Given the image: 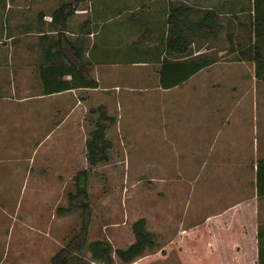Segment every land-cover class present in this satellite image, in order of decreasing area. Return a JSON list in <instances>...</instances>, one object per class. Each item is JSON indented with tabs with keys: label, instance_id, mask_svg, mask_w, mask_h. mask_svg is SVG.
I'll return each mask as SVG.
<instances>
[{
	"label": "rangeland",
	"instance_id": "374dc122",
	"mask_svg": "<svg viewBox=\"0 0 264 264\" xmlns=\"http://www.w3.org/2000/svg\"><path fill=\"white\" fill-rule=\"evenodd\" d=\"M69 2L73 1L12 0L6 5L0 1V24L4 25L2 19L6 17L9 26L7 34L0 32V39L13 45L15 75L21 74L24 56L30 59V75L35 77L39 42L45 34L40 30L51 35L61 31H48L55 23L37 20L38 5L57 9ZM22 4L24 11L16 12L15 8L22 9ZM252 6V0H237L230 12L219 10L212 31L195 36L189 45L188 53L199 48L211 60L197 75L204 86L203 98L189 92L197 89L193 86L196 76L188 87L179 85L159 96L167 100L170 108L162 117L153 113L149 95L132 114L125 107L119 125L114 122L120 113L111 108L107 110L109 114L105 111L107 116L101 119L107 124L105 152L109 157L97 163L85 159L91 210L87 231L82 229L83 212L77 207L53 224L41 225L46 230L45 238L40 232L43 230L37 228L39 224L30 226V240H25L23 247L21 237L13 236V249L27 251L32 264H52L53 255L66 246L70 249L65 253L68 261L60 264H97L89 241L104 238L113 248L126 247L135 240L134 221L145 216V228L152 233L155 244L147 245L131 260L122 259L114 251L110 263L99 261L100 264H264V234L260 235L264 224L258 228L264 221V195L257 192L255 184L256 158L264 152V78L255 73V61L250 57ZM11 12H15L12 19ZM25 12L31 14L27 25ZM201 12L190 11V20ZM59 18L71 21L73 17ZM184 89L190 96H183ZM183 105L187 107L184 112ZM197 105L204 107V112L194 111ZM88 109L81 121L86 138L103 111L100 105ZM191 111L194 113L184 115ZM165 116L172 132L171 143L159 144L156 141L160 139H149V127L156 121H165ZM118 132L126 144H113ZM195 137L201 138L199 143ZM257 140L258 150L251 145ZM253 152L255 159L251 160ZM118 165L121 168L117 170L110 168ZM75 176L41 179L56 193L28 192L23 196L18 185L16 191L8 185L0 186V205L10 207L22 196H29L30 202H36L38 212L45 207L43 213L48 217L50 207L56 214L54 208L67 203L69 193L75 190ZM20 180L15 177L11 182L17 184ZM2 181L0 177V184ZM36 186L37 183L33 187ZM3 212L0 207V256L9 246ZM12 260L11 254L2 257V264Z\"/></svg>",
	"mask_w": 264,
	"mask_h": 264
},
{
	"label": "crops",
	"instance_id": "0c3cea01",
	"mask_svg": "<svg viewBox=\"0 0 264 264\" xmlns=\"http://www.w3.org/2000/svg\"><path fill=\"white\" fill-rule=\"evenodd\" d=\"M0 1L6 5V1L12 0ZM40 1L56 3L69 0ZM72 1L70 6L72 11L68 15L73 17L71 21L54 16L55 9H50L45 4L38 5L39 9L35 14L37 20H41L40 23L43 24L53 22L55 23L53 29L50 28L48 31H57L59 28L63 33L57 31L51 35L46 34L45 29L40 30L45 34L41 36L44 38H41L39 42V57L35 61L38 73L35 77L30 75L32 71L30 59L24 56L21 62V74L15 75L13 45L11 42H3L0 39V177H3L5 181H2L3 184L0 186L8 185L12 187L11 190L14 187L15 191L20 186L23 196L28 192L49 193L53 190L52 193H56L49 183L41 179L70 177L85 167V159H88L87 134L83 133L81 121L84 120L88 107L100 105L107 113L108 108L115 113H120L114 122L119 125L125 107H129L132 114V110L140 105L146 95H149L153 113L162 117L167 113L166 108L169 107L167 100L159 99V96L179 85L188 87V82L190 83L200 73L204 67L175 85L161 84L160 68L165 59L204 56V51L199 48L187 54L167 49L170 36L172 37L175 31L183 27V25H175V16L171 15L173 9L175 11L177 8L176 16L184 18L186 23L193 25V30L196 32L193 35L192 41H194L195 36L205 32L197 28L194 22L205 14L206 9L212 10L215 17L219 10H224L226 13L233 10L234 8L231 7L237 2V0ZM255 1L252 0L251 33L255 32ZM226 6L227 9H225ZM21 7L22 9L15 8V11L23 12V4ZM192 10L202 11L201 15L190 20ZM257 10L264 11V0L263 3L260 2ZM14 13H10L11 19ZM29 15L31 18L29 13L25 12L23 15V18L27 20L24 22L26 25L30 20ZM2 23L4 25L0 24V32L7 34L9 26L6 17L2 19ZM26 28L27 32H30L28 27ZM27 50L29 52L28 47ZM73 72L75 76L82 74V77L95 79L97 85L82 84L55 89L61 88L63 81L72 80ZM193 81L194 84L196 83L193 86L197 89L189 92L196 98H203L204 86L201 84V76H197V79ZM184 91L185 89L183 96L186 93ZM186 108L183 105L182 112ZM195 109L204 112V107L200 105H197L194 111ZM194 111L184 115L193 114ZM164 118L165 121H156L149 127V139H160L156 141L159 144H167L168 141L171 143L172 132L169 131L167 116ZM117 129L121 131L122 128L118 126ZM130 136H132L131 133ZM200 139L196 138L198 143ZM115 143L121 145L127 143L122 133H117L113 144ZM251 145L255 148L258 140ZM254 153L251 155V160L255 159ZM121 160L123 161L118 159V161ZM261 160H264V152L256 158L255 168L256 190L260 195H264V192H259L256 183L258 162ZM154 165L149 167L155 169ZM110 168L117 170L121 168V165ZM15 177L21 178L18 181L19 184L11 182ZM57 182L58 186L55 189L59 193L61 181ZM36 183L37 186L34 188ZM23 196L19 203L14 205L11 203L10 207L0 205L6 216L3 219L4 224L8 226L6 238L9 241L6 253L0 256V264H2V257H8L10 254L13 260L9 264H32L27 251L19 252L18 249H13V245L11 246L13 236L17 239L21 237L23 247L25 240H30L31 225L39 224L37 228L43 230L40 232H43L42 238H45L46 230L41 225L53 224L58 217L73 212H58V204L54 208L56 214H53L48 207L50 216L47 217L43 213L46 210L45 207L38 212L36 202H30L29 196ZM35 210L38 213H35ZM261 224H264V221L258 224V228ZM260 229V235L264 234V227ZM36 232L39 233V230Z\"/></svg>",
	"mask_w": 264,
	"mask_h": 264
},
{
	"label": "trees",
	"instance_id": "16d2710c",
	"mask_svg": "<svg viewBox=\"0 0 264 264\" xmlns=\"http://www.w3.org/2000/svg\"><path fill=\"white\" fill-rule=\"evenodd\" d=\"M263 3V0L255 1V14H254V33L252 35V43L250 45V57L255 61V73L264 78V11H258L257 8L259 4ZM72 3H62L59 8L53 11L54 16L64 15V18L71 13ZM257 6V8H256ZM176 9L171 12V15L175 16V25H183V27H178L179 29L172 34V37L167 41V49L175 50L178 52H184L187 54L189 45L193 40V35L196 33L193 30V25L186 23L184 18L176 16ZM213 11L207 10L199 20L195 21L194 24L197 25V28H200L201 31H212L210 29L213 24ZM248 49V48H247ZM211 60L204 55L200 57H187L184 59H172L168 58L162 62L160 68V81L163 86H172L183 79L187 78L189 75L197 71L198 69L209 64ZM76 72V71H74ZM73 72V79L69 81H63L61 88L55 89H64L66 87H71L74 85H97V81L92 78L82 77V74L75 76ZM52 91V90H47ZM107 116L105 111H102L100 114V119L97 120V125L90 132V135L87 137V158L91 163H97L101 159H107L109 157L108 153L105 152L106 148V122L101 118ZM258 176H257V188L259 192H264V160L258 162ZM88 170L86 168L80 169L76 173V188L74 191L69 193V201L67 204H60L57 206L58 212L72 211L75 208H81L83 212V224L82 229L86 232L89 225V216H90V204H89V190L87 187V178ZM146 218L141 216L137 218L133 223V229L135 232V240L131 242L126 247H116L113 246L104 238H94L91 239L88 243V247L91 250V255L98 259L97 264H100L99 261H104L110 263L113 260V252L115 251L122 259L131 260L135 256L143 252L145 247L153 246L155 240L152 237V233L145 228ZM84 234V232H83ZM81 247V246H80ZM72 249V248H71ZM70 249L66 246H62L52 257V264L67 263L68 257L66 256V251ZM80 264H84L83 262Z\"/></svg>",
	"mask_w": 264,
	"mask_h": 264
}]
</instances>
